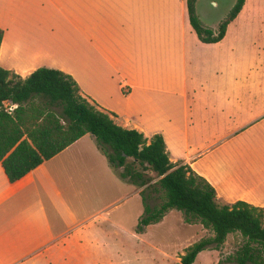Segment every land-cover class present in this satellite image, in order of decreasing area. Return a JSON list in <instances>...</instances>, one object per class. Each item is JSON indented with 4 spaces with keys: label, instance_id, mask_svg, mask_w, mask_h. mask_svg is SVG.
Wrapping results in <instances>:
<instances>
[{
    "label": "crops",
    "instance_id": "1",
    "mask_svg": "<svg viewBox=\"0 0 264 264\" xmlns=\"http://www.w3.org/2000/svg\"><path fill=\"white\" fill-rule=\"evenodd\" d=\"M244 4L206 43L186 0H0V66L22 78L41 66L70 74L117 124L160 133L169 159L207 179L219 202L264 206V52L256 67L224 53ZM141 189L90 133L13 182L0 162V264H128L149 226L136 231Z\"/></svg>",
    "mask_w": 264,
    "mask_h": 264
},
{
    "label": "trees",
    "instance_id": "2",
    "mask_svg": "<svg viewBox=\"0 0 264 264\" xmlns=\"http://www.w3.org/2000/svg\"><path fill=\"white\" fill-rule=\"evenodd\" d=\"M195 2L186 0L189 22L206 43L221 40L246 3L234 0L214 29L201 22ZM2 37L0 28V43ZM112 115L87 101L75 79L61 70L41 66L22 78L0 66V162L6 177L10 182L21 178L90 133L119 177L143 187L137 232L160 221L170 209L181 211L184 222L200 223L213 232L186 247L174 264H192L199 252L219 250L231 233L239 234L241 241L218 264H264V206L244 200L219 202L207 179L169 159L160 133L148 139L136 129L117 124ZM146 190L156 192L160 202L149 205Z\"/></svg>",
    "mask_w": 264,
    "mask_h": 264
},
{
    "label": "rangeland",
    "instance_id": "3",
    "mask_svg": "<svg viewBox=\"0 0 264 264\" xmlns=\"http://www.w3.org/2000/svg\"><path fill=\"white\" fill-rule=\"evenodd\" d=\"M212 0H196L195 10L201 22L211 27L216 26L225 17L234 0H224V10L214 9L210 12L207 9ZM218 1L219 0H215ZM246 14L243 13V31L238 30L235 25L231 26L230 33L224 42V53L242 52L248 56V64L251 67L258 66L259 58L255 51L264 52V2L263 0H246ZM221 12V13H220ZM215 29V28H214ZM238 40V41H237ZM256 42L253 44L252 42ZM232 47V50L230 49ZM257 49V50H256ZM103 183L102 185H104ZM108 186L100 189L101 197L107 194ZM147 202L153 206L160 202V198L156 192L147 191ZM213 235V232L204 228L200 223H186L183 220L181 211L170 209L166 216L160 221L148 226L143 242H137V254L132 251L127 255H131L128 264H174L179 261V256L185 252L186 247L193 242ZM241 241V237L237 233H231L227 236L219 250H203L192 264H218L219 258H225L228 254L234 252ZM126 243V241H125ZM125 248L131 250L130 246H135V241ZM112 255V254H111ZM116 260V259H115ZM118 260V259H117Z\"/></svg>",
    "mask_w": 264,
    "mask_h": 264
},
{
    "label": "water",
    "instance_id": "4",
    "mask_svg": "<svg viewBox=\"0 0 264 264\" xmlns=\"http://www.w3.org/2000/svg\"><path fill=\"white\" fill-rule=\"evenodd\" d=\"M210 6L213 7L214 9L221 10V12H223V10H224V0H219V2L215 1V0H212V1H210Z\"/></svg>",
    "mask_w": 264,
    "mask_h": 264
},
{
    "label": "flooded vegetation",
    "instance_id": "5",
    "mask_svg": "<svg viewBox=\"0 0 264 264\" xmlns=\"http://www.w3.org/2000/svg\"><path fill=\"white\" fill-rule=\"evenodd\" d=\"M207 9H208L210 12L213 11V8L210 6V3H209V5L207 4Z\"/></svg>",
    "mask_w": 264,
    "mask_h": 264
},
{
    "label": "built area",
    "instance_id": "6",
    "mask_svg": "<svg viewBox=\"0 0 264 264\" xmlns=\"http://www.w3.org/2000/svg\"><path fill=\"white\" fill-rule=\"evenodd\" d=\"M11 108V107H10Z\"/></svg>",
    "mask_w": 264,
    "mask_h": 264
}]
</instances>
